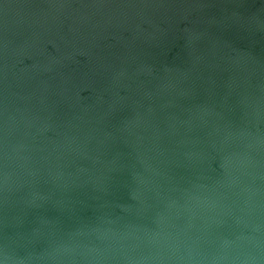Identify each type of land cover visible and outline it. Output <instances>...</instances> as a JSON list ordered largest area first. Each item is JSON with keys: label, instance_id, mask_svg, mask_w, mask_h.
<instances>
[{"label": "water", "instance_id": "1", "mask_svg": "<svg viewBox=\"0 0 264 264\" xmlns=\"http://www.w3.org/2000/svg\"><path fill=\"white\" fill-rule=\"evenodd\" d=\"M0 264H264V0H0Z\"/></svg>", "mask_w": 264, "mask_h": 264}]
</instances>
